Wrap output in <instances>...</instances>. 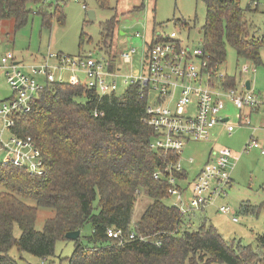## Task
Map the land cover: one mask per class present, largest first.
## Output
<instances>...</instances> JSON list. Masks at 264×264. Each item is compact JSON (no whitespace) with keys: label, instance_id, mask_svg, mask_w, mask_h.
I'll use <instances>...</instances> for the list:
<instances>
[{"label":"trees","instance_id":"trees-1","mask_svg":"<svg viewBox=\"0 0 264 264\" xmlns=\"http://www.w3.org/2000/svg\"><path fill=\"white\" fill-rule=\"evenodd\" d=\"M200 1L205 7L199 30L201 45L210 64L220 67L227 45L238 58L260 64L264 38L256 36L244 18L246 10H257L256 0L245 8L240 0ZM96 2L100 8H108L107 0ZM29 4L35 6L44 28L50 27L53 17L63 24L62 5L52 0H0V20L12 19L14 30L20 29L34 13ZM176 22L188 26L185 20ZM115 24L112 16L99 25L104 47L112 41ZM154 30H158L155 23ZM79 37L81 42L85 37L90 42L83 32ZM223 84L233 88L235 78L227 75ZM139 89L135 82L120 95H98L84 85L55 81L37 92L27 112L16 115L11 131L33 139L44 169L42 174H34L6 159L0 161V264H19L9 255L11 247L46 260L54 255L59 240L73 243L71 255L65 258L67 264H264V233L255 236V248L226 241L205 220L190 228L188 215L182 216L165 202L169 175L180 180L186 173H168L179 154L150 147L154 133L145 121L146 103L139 97ZM157 172L161 175L155 178ZM142 193L151 202L132 224ZM39 207L50 208L54 214L36 230ZM261 211L264 200L239 207L245 215ZM87 225L90 232L82 235ZM15 227L20 231L18 237ZM109 228L121 230L126 237L134 232L146 240L117 244L106 236ZM77 230V238H66L68 232Z\"/></svg>","mask_w":264,"mask_h":264},{"label":"built area","instance_id":"built-area-1","mask_svg":"<svg viewBox=\"0 0 264 264\" xmlns=\"http://www.w3.org/2000/svg\"><path fill=\"white\" fill-rule=\"evenodd\" d=\"M256 5V2L253 3ZM136 33V36H139ZM179 37L176 31L164 35L157 30L149 46L146 45L145 54L141 60L142 71L135 75H126L129 83L140 84L139 97L145 101V121L152 128L154 137L150 147L154 150L182 152L184 146L191 140L209 141L214 127L220 122L221 111L229 100L239 109L240 123L251 126L250 118L241 113L244 109L252 112L260 111L263 115L264 127V92L254 93L245 88L244 82L235 87H225L223 81L227 74L221 68L209 62V56L202 48L201 41L197 44L189 43ZM135 49L121 52L124 62H130ZM50 59L57 64L50 63ZM0 69L6 82L12 90V96L0 103V151L6 153V160L11 164L26 168L30 173H43V159L40 150L30 136L21 137L11 129L15 125L17 114L27 112L30 102L37 96V92L47 84L54 83L55 70L62 69L72 72L73 85H84L93 89L98 95L115 92L117 82L115 74L109 70L108 60L96 58L92 53L68 55L64 53L48 52L43 61L33 64L17 63L12 52L0 53ZM242 73L255 72V68L247 64L240 67ZM76 72H83L86 77L82 83ZM235 125L224 123L226 132L231 133ZM9 131V139L2 138L3 131ZM251 149L259 150L264 155V144L256 138L250 137L243 147L247 152ZM230 158L232 152L228 148H212L208 161L196 175L195 183L189 189L190 194L184 195L185 187H181L178 180L171 174L172 170L182 171L180 162L169 166L168 177L170 186L167 193L175 201V205L182 216L197 210H202L216 197L225 192L231 183ZM192 162V158L188 159ZM161 175L155 173L157 178ZM217 211L229 215L233 222H237L232 209L220 205ZM106 236L117 244L138 238L146 240L144 236H136L130 232L124 236L119 229L109 228ZM45 259L41 264H46Z\"/></svg>","mask_w":264,"mask_h":264},{"label":"rangeland","instance_id":"rangeland-1","mask_svg":"<svg viewBox=\"0 0 264 264\" xmlns=\"http://www.w3.org/2000/svg\"><path fill=\"white\" fill-rule=\"evenodd\" d=\"M55 1V0H53ZM62 5L64 15L63 24L59 23L57 18L51 19L49 28L42 25L41 16L36 12L35 6L29 4L33 9L27 23L18 30H14V21L12 19L0 20V53L12 52L17 59H23L26 62L39 60L48 52L64 53L77 55L78 53L87 54L91 52L95 56L106 55L104 51H95L99 45V22L107 20L112 16L118 19L113 38L111 54L118 55L117 63H122L119 59L121 52H127L134 48L131 63H123L121 73L133 74L138 72L140 65L139 59L143 53V40L145 42L151 39L153 24L164 35H169L172 31L182 39L192 45L201 40L200 28L204 22L205 7L200 0H107L108 8H100L96 0H56ZM257 10H246L244 18L252 26L256 36L264 35V0H257ZM243 8L251 0H240ZM141 3L139 6L135 4ZM252 3V2H251ZM85 6L86 8H83ZM253 6V5H252ZM132 7L131 9H128ZM142 8V10H140ZM255 8V7H254ZM126 9V10H125ZM88 10H93L95 17L89 21ZM140 10V11H139ZM87 21L84 23V21ZM176 20H185L188 26L183 28ZM154 22V23H153ZM81 32L91 37L88 42L85 37L80 40ZM140 33L143 38L136 37L135 33ZM81 44V45H80ZM106 50V49H105ZM111 51L110 49L108 52ZM109 55V54H108ZM261 63L255 65L249 60L238 58L232 46H226V58L220 65L223 73L235 76L240 82L249 80L256 93L264 92V47L260 49ZM247 64L255 68V73L247 72L240 74V66ZM81 82L85 81V75L76 74ZM58 82H71V74L67 71H59L55 74ZM129 79H119L116 94L123 93ZM12 96V90L6 82L3 70L0 69V103ZM225 107L222 110L223 116H228L230 123L237 125L240 123L238 118L239 110L230 102H224ZM1 126V124H0ZM251 126L256 127V132L252 133L249 126H238L230 135L220 131L217 125L212 131V137L209 141L191 140L185 146L180 155V163L185 168L186 179L181 181L182 187L192 188L196 180V175L200 167L203 166L208 151L213 148H228L233 155L230 158L231 166V184L225 188L221 196L216 197L210 204L202 210L194 213L196 218L195 226L202 218L215 226L226 241H236L241 244H250L256 247L255 236L264 233V211L258 215H245L239 212L242 203L248 202L252 205H259L264 200V155L259 150L251 149L243 151V147L249 138L253 135L261 144H264V129L259 123V117L253 116ZM2 138L9 139V133L5 131ZM6 153L0 151V161L6 158ZM192 158L193 163L188 164L187 159ZM1 190V187H0ZM188 195L189 190H188ZM148 201V197L142 193L134 208L132 219H137L141 214L142 206ZM30 205H35L33 200L26 201ZM167 204H171L170 198L165 199ZM226 204L235 212L237 222H232L229 215L217 212L220 205ZM54 214V210L45 207L37 209L35 229L41 230L44 221ZM90 232V227L85 226L81 234ZM20 231L14 228V236L18 237ZM73 250V243L70 240H59L55 244L54 255L46 258L47 264H67L66 257H69ZM9 255L17 260L19 264H41L42 259L28 253H19L16 247H11Z\"/></svg>","mask_w":264,"mask_h":264},{"label":"crops","instance_id":"crops-1","mask_svg":"<svg viewBox=\"0 0 264 264\" xmlns=\"http://www.w3.org/2000/svg\"><path fill=\"white\" fill-rule=\"evenodd\" d=\"M53 1V0H52ZM56 1V0H55ZM54 1V2H55ZM74 1H76V0H74ZM56 2H58V1H56ZM141 3H139V4H135V6H132V7H136V6H139ZM257 4H258V1L256 0V6H257ZM142 5V4H141ZM255 6V5H254ZM109 7V6H108ZM132 7H129L128 9H131ZM83 8H86L85 6H83ZM142 8H143V5H142ZM142 8L140 9V10H142ZM126 10V9H125ZM139 10V11H140ZM88 11H92L93 13H94V11L93 10H88ZM88 11H87V14H88ZM94 17H95V13H94ZM115 19H116V24H117V22H118V19L115 17V16H113ZM91 19L89 18V21H90ZM105 21V20H104ZM87 21L85 20L84 21V23H86ZM103 21H101V22H99V25H100V23H102ZM116 24H115V27H116ZM183 28H185V27H183ZM114 30H115V28H114ZM156 33V31L154 30L153 31V28H152V31H151V39L154 37V35H155V33ZM138 33V32H137ZM140 34V33H139ZM99 35H100V26H99ZM86 36H88V35H86ZM135 36H136V33H135ZM136 37H141V38H143V35H139V36H136ZM261 37H263L264 38V35L263 36H261ZM88 38H90V41H91V37H89L88 36ZM151 39L149 40V41H147V42H145L144 40H143V53H142V56H141V58L139 59V65H140V68H139V71L138 72H134L133 74H131L130 73V75H135V74H139L141 71H142V67H141V60H142V57L144 56V54H145V48H146V45L151 41ZM111 46H112V41L110 42V43H108L107 42V47H104L103 46V44L101 43L100 44V41H99V45H97L96 46V49H95V51H97V52H102V51H104L105 53H107V56L106 55H101V56H99V57H97V56H95L94 54V57H96V58H101V57H103V58H105L106 60H108V63H109V70L111 71V72H113L116 76H115V78H116V82H117V88H118V80L120 79H127L125 76L126 75H129V74H123V73H121V70H122V67H123V63H125V64H127V63H131V61L130 62H124L123 60H122V58H121V53L119 54V59L121 60V62L122 63H117V57H118V55H115V54H111V52H112V48H111ZM106 49V50H105ZM111 50V51H109L108 52V50ZM89 53H91V52H89ZM136 53V50L134 51V54ZM109 54V55H108ZM46 55V54H45ZM45 55L44 56H40L41 58H39V60H35V61H33V62H26L25 60H23V59H17L16 57H15V61L17 62V63H24V64H33V63H39V62H41V61H43V59H44V57H45ZM69 55V54H68ZM15 56V55H14ZM132 57H133V55H132ZM131 60H132V58H131ZM50 63L51 64H53V65H55V64H57V61L56 60H54V59H50ZM221 67V66H220ZM241 67V66H240ZM240 69V68H239ZM59 71H67V70H62V69H56L55 70V74L57 73V72H59ZM68 73H70L71 74V77L74 75L72 72H70V71H67ZM240 72V74H242V72H241V70L239 71ZM77 73H82V74H84L83 72H76L75 74H77ZM253 73H255V72H253ZM226 74L228 75V73H227V71H226ZM85 75V74H84ZM228 76H230V75H228ZM233 76V75H232ZM234 78H235V76H233ZM55 78H56V76H55ZM57 80V79H56ZM85 81H86V77H85ZM85 81L84 82H82V83H85ZM246 81H249V80H246ZM246 81H244V84H245V88H246ZM235 85L236 86H238L239 84H241L242 82H240V81H237L236 79H235ZM249 85H250V90L252 91V92H254V93H256V91L254 90V88H253V86L251 85V82L249 81ZM128 86V85H127ZM247 89V88H246ZM248 89V90H249ZM115 92H116V90H115ZM258 93H260V92H258ZM224 101H229V100H224ZM225 107V106H224ZM223 110H224V108H223ZM239 110V109H238ZM240 112V111H239ZM241 113H243V114H245V115H247L249 118H250V121H251V119H252V117L253 116H258L259 117V123H260V125H261V127L264 129V127H263V115L261 114V112L260 111H257V112H252V111H250V110H248V109H244L243 111H241ZM221 116H222V118H221V120H220V122L217 124V125H219L221 128H220V131H223V132H226V130L224 129V123L225 122H230V120H229V117L228 116H223L222 115V111H221ZM238 118H239V115H238ZM240 119V118H239ZM1 124V123H0ZM216 125V126H217ZM238 126H243V125H241V124H238ZM237 125H235V127H234V130H235V128H237L238 127ZM215 128V127H214ZM0 129H1V126H0ZM234 130L231 132V133H233L234 132ZM256 130L257 129H255L254 131L252 130V133H255L256 132ZM7 131V130H6ZM5 131H3V133H4ZM8 133H9V131H7ZM3 133H2V136H3ZM227 134H231V133H228V132H226ZM9 135H10V133H9ZM251 137H253V135L251 136ZM213 148V147H212ZM211 148V149H212ZM184 149V148H183ZM183 149H182V151H183ZM210 149V150H211ZM210 150L208 151V154H207V157L205 158V160H204V164L208 161V157H209V152H210ZM182 153V152H181ZM181 153L179 154V155H181ZM177 162H180V157H179V160L177 161ZM188 164H191V163H193V159H192V162H190L188 159H187V161H186ZM203 164V165H204ZM182 166V165H181ZM201 169V167L199 168V170ZM182 170H184L185 171V173L187 174V172H186V170H185V168H183V166H182ZM198 170V171H199ZM186 179V177L185 178H183V179H178V183H179V185L181 186V181H184ZM182 187V186H181ZM188 188H186L185 189V191H184V195H186V196H188ZM189 193H190V191H189ZM168 198H170L171 200H172V202H171V205H173V206H175L177 209H178V207L175 205V201H174V199L172 198V197H170L169 195H168V197H167V199ZM151 202V200L148 198V201H146V203L142 206V210H141V214H142V212L144 211V209L146 208V206L149 204ZM233 211V213L235 214V212H234V210H232ZM195 212H197V211H193V212H191V213H189V215L187 216V219H189L190 221V223H189V226H190V228H196L201 222H202V220H205V222L207 223L208 221L206 220V218H202V219H200V221H198V224H197V226H195V221H196V218L194 217V213ZM218 212V211H217ZM140 214V215H141ZM140 215H139V217H140ZM132 217H133V215H132ZM138 217V218H139ZM138 218L137 219H131V223L133 224V223H136V221L138 220ZM231 220V219H230ZM232 221V220H231ZM233 222V221H232ZM235 223V222H234Z\"/></svg>","mask_w":264,"mask_h":264},{"label":"water","instance_id":"water-1","mask_svg":"<svg viewBox=\"0 0 264 264\" xmlns=\"http://www.w3.org/2000/svg\"><path fill=\"white\" fill-rule=\"evenodd\" d=\"M88 17L90 19H93L94 18V13L92 11H88ZM246 88L249 89L250 88V85H249V81H246ZM80 234V231L77 230V231H71V232H68L66 234V238L68 239H75L79 236Z\"/></svg>","mask_w":264,"mask_h":264}]
</instances>
